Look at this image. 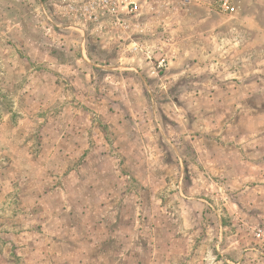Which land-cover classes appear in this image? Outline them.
Here are the masks:
<instances>
[{"label":"rangeland","instance_id":"1","mask_svg":"<svg viewBox=\"0 0 264 264\" xmlns=\"http://www.w3.org/2000/svg\"><path fill=\"white\" fill-rule=\"evenodd\" d=\"M139 2L0 0V264H264V0Z\"/></svg>","mask_w":264,"mask_h":264},{"label":"crops","instance_id":"2","mask_svg":"<svg viewBox=\"0 0 264 264\" xmlns=\"http://www.w3.org/2000/svg\"><path fill=\"white\" fill-rule=\"evenodd\" d=\"M111 216L107 217V218H99V221L97 224H99V226H101V231L99 229V233L95 236V242L96 239L102 237L101 232L103 233L105 231V223L104 221L107 220L108 218H110ZM81 219L86 222L88 218H70L69 221V226L70 228H73L72 233H75V237L73 239V243H69V247L68 250L69 251H64L62 248H56L54 249L53 247L57 246L56 244H54L53 242V236H50L49 234H51L53 231H49L47 234V237L49 239V241L47 242V247H46V252H45V257L46 259H50V264H59V263H65L67 264V261H72L74 260L72 257L75 256L76 251H80L82 252V256L84 258V263H85V256L88 253V250L90 249L88 245H91V236H87V234L83 231H81L80 229V221ZM96 222H97V218H96ZM46 226V225H45ZM107 226V225H106ZM68 227V226H67ZM93 227L95 228V226L93 225ZM108 232V231H107ZM38 233V232H37ZM47 233V232H46ZM24 234H21L20 237H22L24 239ZM35 234L31 233L30 237L33 238ZM40 235L42 234H38L37 236L40 237ZM78 238V239H77ZM88 238V240H86ZM77 239V240H75ZM75 241V242H74ZM89 241V243H88ZM31 244V243H30ZM58 245H62V244H58ZM71 246L74 249L71 248ZM66 247V246H65ZM64 247V248H65ZM63 258L61 260V262L59 261V258ZM53 259L55 260V262H53ZM67 260V261H66ZM73 264H81L80 261H75L73 262Z\"/></svg>","mask_w":264,"mask_h":264},{"label":"built area","instance_id":"3","mask_svg":"<svg viewBox=\"0 0 264 264\" xmlns=\"http://www.w3.org/2000/svg\"><path fill=\"white\" fill-rule=\"evenodd\" d=\"M81 5V11L85 14L100 15L107 14L116 16L118 22L121 20L120 14H132L140 10L139 0H76ZM221 7L227 12H232L235 9L233 0H222Z\"/></svg>","mask_w":264,"mask_h":264}]
</instances>
